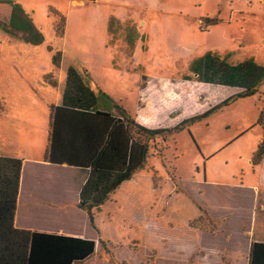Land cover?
<instances>
[{
    "label": "rangeland",
    "instance_id": "374dc122",
    "mask_svg": "<svg viewBox=\"0 0 264 264\" xmlns=\"http://www.w3.org/2000/svg\"><path fill=\"white\" fill-rule=\"evenodd\" d=\"M104 1L74 9L69 0H0V147L45 143L47 125L40 115L47 112L40 99L45 86L33 83L40 71L34 68L45 60V48L56 51L64 44L68 63L89 64L90 79L128 116L135 118L140 107L144 127L173 133H167L168 141L157 137L151 144L149 167L156 171L158 187L150 173L140 172L132 188L105 205L96 217L97 251L83 264H198L190 256L196 249L210 254L208 264H232L235 253L242 259V247L234 251L230 218L215 209L221 196L201 184L248 182L249 159L264 134L259 123L264 97L220 107L242 90L198 82L194 72L207 55L228 64L250 58L264 67V0ZM87 11L119 19L111 22L108 37L94 24L85 35L70 33L65 40L69 19L89 16ZM94 49L100 52L98 62L89 58ZM31 88L36 91L29 93ZM195 117L174 134L180 123ZM75 214L72 231L87 223L84 210ZM201 216L210 231L189 226ZM84 230L94 233L88 226Z\"/></svg>",
    "mask_w": 264,
    "mask_h": 264
},
{
    "label": "trees",
    "instance_id": "16d2710c",
    "mask_svg": "<svg viewBox=\"0 0 264 264\" xmlns=\"http://www.w3.org/2000/svg\"><path fill=\"white\" fill-rule=\"evenodd\" d=\"M80 1L95 3L97 0ZM215 22L208 21L210 24ZM60 55L61 52H57L53 59L57 65H60ZM195 65L194 73L198 82L242 90L218 105L220 107L239 99L263 96L259 88L264 83V67L253 59L228 64L220 58L207 55ZM109 104L119 109L125 118L116 119L99 110V107L104 108ZM51 110V134L45 158L51 163L61 164L62 161H67L71 167L89 170V177L80 192L79 207L87 213L90 225L96 231V217L101 213L103 206L121 185L131 180L135 174L147 171L152 175L154 186L158 187L160 180L155 179L156 171L149 167L151 144L157 137L168 141V136L173 134L168 129L151 130L137 124L107 95L100 93L97 97L72 67L67 71L63 106L51 107ZM198 118H190L180 123L174 134L183 130L185 123L191 124ZM62 120L73 122V125H70L71 130L65 132ZM259 123L264 124V112L261 113ZM163 132L166 134L162 135ZM59 144H69L72 147L71 157H54ZM263 159L264 134L253 156V162L259 164ZM22 165L21 159L0 156V264H83L95 255L96 241L62 234L19 230L15 227ZM163 167L165 168L164 165ZM168 177L173 183L176 181L174 176ZM197 207L206 215L207 212L202 207ZM203 222L204 218L201 216L191 221L189 226L201 231H210ZM99 242L105 246L101 239ZM249 264H264V243L252 244Z\"/></svg>",
    "mask_w": 264,
    "mask_h": 264
},
{
    "label": "crops",
    "instance_id": "0c3cea01",
    "mask_svg": "<svg viewBox=\"0 0 264 264\" xmlns=\"http://www.w3.org/2000/svg\"><path fill=\"white\" fill-rule=\"evenodd\" d=\"M69 1L75 5L74 9H79L80 6L87 7V9L90 7H97L100 3V0H97L95 3H87L80 0ZM106 1L103 2L104 5L107 3ZM87 12L89 16L75 14L71 19H69V23L67 22L64 33L65 40L69 38L70 33L75 35L76 33H80L82 36L83 34L85 35L91 28V25L93 26L94 24L97 25V28L100 31H102L104 37H108L110 34L111 22L113 23V21H117V19H119L112 13H97V11H95L96 13L94 14L92 11ZM81 26L82 28L80 30L79 28ZM45 50V60L38 68H34L40 69V71L37 73L33 82L36 85L41 83L43 87L45 86L44 90H39L44 95V98L40 99L44 102V109L47 110V112L40 114L45 118L47 125L46 129H44L46 136L45 143L37 144L36 142H31L30 144H1L0 147V156L17 158L23 161L14 225L19 230L62 234L96 241L95 236L97 231L91 227L88 215L86 217L87 223H85L80 230L72 231V223L76 215L75 210L81 209L79 207L80 192L89 177V170L71 167L67 164V161H62L61 164L51 163L47 161L45 157L51 134V107L63 106V95L66 86L68 69L71 67L75 68L82 76L84 83L96 94L97 97H99V94L103 92L98 88L97 83L90 79L91 77L93 78V68L89 66V64H87L88 66L81 67L76 64L75 60H70L68 63L67 58H69V56L66 53L64 44L61 49L56 51H49L48 48H45ZM55 52H61L60 65H57L53 61L56 54ZM91 53L92 55H89V58H93V60L98 62L100 57L99 50L94 49ZM260 88L259 92L264 96V93L260 91ZM32 90L36 91L31 88L29 89V93H31ZM144 90L145 89H141L139 91V99H142L141 96L143 95ZM27 105L28 104H25V106ZM99 110L109 113L116 119H122L123 117L106 107H99ZM29 111L31 110H23L26 114H28ZM139 113L140 107H138L135 118H131L135 120L137 124L143 126V124L139 122ZM34 114H31L33 115V118H31L32 122L36 120L34 118ZM68 119L71 118L68 117ZM70 125H73L71 120H62V126L66 129L65 132L71 130ZM262 138L260 139L259 144ZM71 150L72 147L69 144H59L58 147H56L54 157L64 158L70 156ZM257 150L249 159L253 168L252 172L248 175V182L242 181L230 184L226 182L214 184L211 182L210 184H207L203 181L204 183L201 184L207 187L215 188L214 190L219 194L217 197L221 196V202L218 203V206L215 209L223 213V215L228 216L231 220L232 228L235 230L232 234V241L236 247V250L234 251L238 252V247H242L240 250V252L243 253L242 259L234 252L236 256H230L229 258V261L232 264H249V254L252 244L255 242L264 243V159L261 163L254 164L253 156ZM138 177L137 173L131 180L124 182L116 191L117 193L115 192L111 196V199L115 198L118 193L124 191L125 187L128 186L132 188V186L135 185L133 184L134 180ZM227 196L231 197L230 205H228ZM111 199L107 203L111 202ZM220 207L223 208V212ZM86 226L93 229L94 233L84 230ZM190 230L198 231L191 228ZM203 250L206 249L203 248ZM195 251V255L190 254V256L192 258L194 257L198 264H208L205 260H210V254L207 252L205 254L203 252L198 253L197 249ZM216 260L218 263L222 261L221 257L218 256H216Z\"/></svg>",
    "mask_w": 264,
    "mask_h": 264
}]
</instances>
